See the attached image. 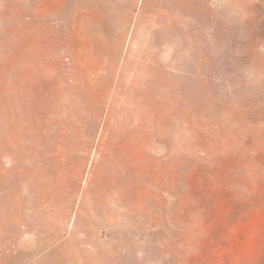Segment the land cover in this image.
Segmentation results:
<instances>
[{"label": "rangeland", "instance_id": "rangeland-1", "mask_svg": "<svg viewBox=\"0 0 264 264\" xmlns=\"http://www.w3.org/2000/svg\"><path fill=\"white\" fill-rule=\"evenodd\" d=\"M0 264H264V0H0Z\"/></svg>", "mask_w": 264, "mask_h": 264}, {"label": "trees", "instance_id": "trees-1", "mask_svg": "<svg viewBox=\"0 0 264 264\" xmlns=\"http://www.w3.org/2000/svg\"><path fill=\"white\" fill-rule=\"evenodd\" d=\"M215 246H216V243L214 242V243L210 244L209 248H213Z\"/></svg>", "mask_w": 264, "mask_h": 264}]
</instances>
